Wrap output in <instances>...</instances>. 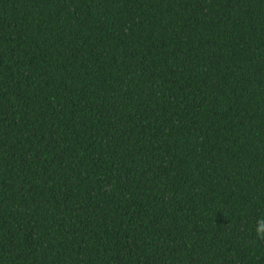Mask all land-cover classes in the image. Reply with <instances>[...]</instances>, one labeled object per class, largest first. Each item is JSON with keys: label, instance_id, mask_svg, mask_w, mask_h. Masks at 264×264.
Wrapping results in <instances>:
<instances>
[{"label": "trees", "instance_id": "obj_1", "mask_svg": "<svg viewBox=\"0 0 264 264\" xmlns=\"http://www.w3.org/2000/svg\"><path fill=\"white\" fill-rule=\"evenodd\" d=\"M264 0H0V264H264Z\"/></svg>", "mask_w": 264, "mask_h": 264}, {"label": "clouds", "instance_id": "obj_2", "mask_svg": "<svg viewBox=\"0 0 264 264\" xmlns=\"http://www.w3.org/2000/svg\"><path fill=\"white\" fill-rule=\"evenodd\" d=\"M264 233V223H260L257 228V235Z\"/></svg>", "mask_w": 264, "mask_h": 264}]
</instances>
